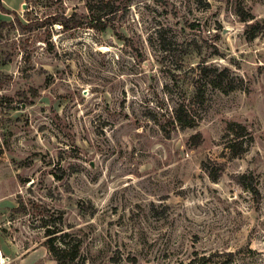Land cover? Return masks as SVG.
Listing matches in <instances>:
<instances>
[{
  "label": "rangeland",
  "instance_id": "1",
  "mask_svg": "<svg viewBox=\"0 0 264 264\" xmlns=\"http://www.w3.org/2000/svg\"><path fill=\"white\" fill-rule=\"evenodd\" d=\"M24 4L0 8V264H57L44 216L83 264H264V0Z\"/></svg>",
  "mask_w": 264,
  "mask_h": 264
},
{
  "label": "trees",
  "instance_id": "2",
  "mask_svg": "<svg viewBox=\"0 0 264 264\" xmlns=\"http://www.w3.org/2000/svg\"><path fill=\"white\" fill-rule=\"evenodd\" d=\"M0 8H3V5L0 1ZM5 12V11H4ZM12 13L18 17V13L16 11H12ZM102 17L97 16L93 17V20H97V22H103L101 20ZM5 23H2L0 25V33L2 26ZM106 28V24L103 23V26L101 29ZM215 70V69H214ZM211 68L204 67V71H206L207 76H209L210 79H208L209 83L214 84V86L221 87L224 91L232 90L236 87L235 84H231L229 88L227 87V83L223 84L224 81V75L226 72H228L227 69L222 70L218 75L212 74L210 77V73L214 71ZM204 88L199 85L197 88L196 93V99L198 102H203L204 100ZM175 120L179 122V124L183 127H192L194 126L196 119L194 115L191 113V111L186 107L185 104L179 105L175 109ZM246 127L242 125L241 123L233 122L228 125V130L231 132L236 133L237 130L245 129ZM244 149H240L239 152H243ZM213 179L217 178V175H212ZM251 190L259 195L260 191L256 186H251ZM42 221L45 222L43 225L45 230V235L47 236V246L50 250V252L54 255L57 264H83L81 261V239L77 235L70 233L69 231H66L65 228H63V220L62 216H60L58 223H55L54 227H50L48 224L49 219H47L46 216L42 217Z\"/></svg>",
  "mask_w": 264,
  "mask_h": 264
},
{
  "label": "crops",
  "instance_id": "3",
  "mask_svg": "<svg viewBox=\"0 0 264 264\" xmlns=\"http://www.w3.org/2000/svg\"><path fill=\"white\" fill-rule=\"evenodd\" d=\"M1 3L6 9L13 10L9 5H7L6 0H1ZM23 4H24V0H21V7L17 10V12H19L23 8ZM13 11H16V10H13ZM0 15H3L1 13V10H0Z\"/></svg>",
  "mask_w": 264,
  "mask_h": 264
},
{
  "label": "water",
  "instance_id": "4",
  "mask_svg": "<svg viewBox=\"0 0 264 264\" xmlns=\"http://www.w3.org/2000/svg\"><path fill=\"white\" fill-rule=\"evenodd\" d=\"M23 6H25V4H23Z\"/></svg>",
  "mask_w": 264,
  "mask_h": 264
},
{
  "label": "built area",
  "instance_id": "5",
  "mask_svg": "<svg viewBox=\"0 0 264 264\" xmlns=\"http://www.w3.org/2000/svg\"><path fill=\"white\" fill-rule=\"evenodd\" d=\"M1 1V0H0Z\"/></svg>",
  "mask_w": 264,
  "mask_h": 264
}]
</instances>
